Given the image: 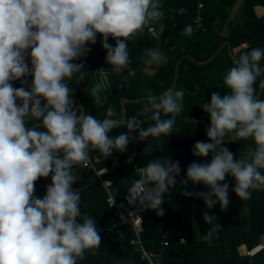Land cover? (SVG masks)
<instances>
[{"label":"clouds","instance_id":"1","mask_svg":"<svg viewBox=\"0 0 264 264\" xmlns=\"http://www.w3.org/2000/svg\"><path fill=\"white\" fill-rule=\"evenodd\" d=\"M163 16L161 0H0V264H79L86 253H97L101 229L81 211L73 169L84 166L92 152L112 156L114 151L127 152L134 141L172 135L185 92H150L137 115L123 118L108 106L104 118L97 119L77 107L70 82L87 73L77 61L91 52L98 35L111 72L127 73L122 76L127 82L136 74L130 67V41L145 32L157 37L155 25ZM191 31L186 26L183 34L190 36ZM163 59L158 48L144 49L146 64ZM262 60V47L241 52L223 76L227 93L213 92L210 102L201 104L210 116L208 141H197L191 152L194 157L211 155L210 161L193 160L181 177L178 160L157 157L129 187L128 202L162 217L164 196L178 183L202 184L204 191L182 194L202 199L207 209L217 204L227 209L230 189L241 200L264 191ZM102 69L89 90L101 107L107 86ZM16 81L21 87H14ZM145 114L152 121L147 127L139 118ZM120 127L127 131L113 137ZM240 141L252 146L237 158L226 145ZM50 174L45 195L36 196V182ZM227 177L234 178V186ZM203 219L211 225L204 235L211 244L221 226L207 211Z\"/></svg>","mask_w":264,"mask_h":264},{"label":"trees","instance_id":"2","mask_svg":"<svg viewBox=\"0 0 264 264\" xmlns=\"http://www.w3.org/2000/svg\"><path fill=\"white\" fill-rule=\"evenodd\" d=\"M233 1L235 0H222L223 4L217 5L211 0H202L203 28L191 31L189 36L183 34L182 26L191 23L199 3L195 0H161L164 16L155 25L158 36L154 37L145 32L142 36L130 41V67L135 70L136 74L127 82L122 79V76L127 73L117 75L111 72V67L106 63V51L102 47V38L99 35L97 43L90 45L92 50L86 59L77 62L84 63V70L87 71L85 78L92 75V70L100 67L108 68L109 95L110 99L116 102L117 107L120 97L133 100L146 96L150 92L159 95L169 88L173 80L175 62L183 54H190L196 61H203L211 56L225 39L231 42L234 58L251 48H264V13L258 16L254 9L256 5L264 6V0H244L241 23L237 26H230L229 35H221L222 25L228 20V14L224 10L230 7ZM161 26H163L162 33L160 32ZM109 43L115 46L114 39L109 38ZM147 43L161 47L165 59L160 72L144 81L139 72L146 64L143 60V53ZM232 61L227 45H224L213 59L203 65H198L189 58L181 60L178 68V81L174 88L183 89L185 92L183 113L177 117L173 134L169 137L156 139L149 137L147 141H140V143L145 142L149 150L144 151L146 147L142 149L140 146H134L133 143H137L134 141L130 143L132 148L128 146L127 152L114 151L112 156L107 157L99 152L90 153L92 161L98 168H110L112 162L118 157L117 164L110 172L111 186L117 198L123 199L130 206L135 204L126 199L129 187L139 179L135 167H145L157 157H171L173 161L178 160L182 170L181 177L186 175L187 167L193 160L210 161L211 155L206 158L194 157L191 149L197 141H208L205 129L210 125V116L203 111L201 104L210 102L213 92H219L222 96L227 93L228 90L222 87L223 76L233 66ZM261 64L264 65V60ZM31 79L29 77V80ZM206 80L208 83L205 82ZM77 84V77H74L70 82V87L74 89L73 98L76 104L81 101L79 99L81 93H79ZM196 87L198 90L195 92ZM143 101L126 103V118L141 112L139 109L140 105H144ZM149 116L150 114H145L139 117L145 121V127L152 123ZM187 117L198 123L191 124ZM97 119L103 118L98 116ZM125 131H127L126 127H120L112 134L118 135ZM249 146H252L251 141L226 145L237 158ZM228 178H226L227 182ZM38 182L39 180L35 185L36 196L39 193ZM229 184L234 186V184ZM204 190L202 184L189 183L185 186L178 183L164 196V216H157L154 211L147 208L140 211L144 247L151 251L160 250V253L155 254L153 259L160 264H264V245L252 255L238 250L242 245L247 251L252 250L260 243V238L264 234V191L253 192L251 199L241 200L230 189V205L225 210H222L219 204L213 209H207L202 199L182 194ZM81 197V211L90 216L98 218L100 216V221L95 219L97 225L101 231L105 230L107 233L110 248L106 253L109 257H105V260L109 261L110 257L114 260L118 257L129 256L134 264H147L146 260H141L130 247L129 239L133 234L129 229L124 228L125 235L121 237V241L118 239L120 237L116 232L119 230L112 227L114 214L107 204V194L101 182L95 180L88 188L81 191ZM201 209L206 210L209 215H215L216 222L221 226L211 244L204 238L197 239L193 236L191 219L197 216ZM104 214L105 220L101 218ZM164 242L167 244L164 245ZM103 260V256L101 258L97 256L95 262L110 264ZM101 261L103 263H100Z\"/></svg>","mask_w":264,"mask_h":264},{"label":"crops","instance_id":"3","mask_svg":"<svg viewBox=\"0 0 264 264\" xmlns=\"http://www.w3.org/2000/svg\"><path fill=\"white\" fill-rule=\"evenodd\" d=\"M212 2H214L217 5H222L223 2L222 0H212ZM260 8L262 7V9L264 10V6L262 5H256V8ZM150 47H154L153 43H147L145 45V48H150ZM163 55H165L164 53H162ZM88 56V54L84 57L81 58V60L86 59V57ZM165 58V56H164ZM164 61V60H163ZM103 68V69H102ZM155 68V64H145L143 66V68L140 70L139 74L142 80H146L148 79V75L150 74V72ZM99 69H102L105 73V80L107 82V86L104 90V92L102 93V95L104 97H106V100L104 101L103 107L101 106H97L94 104L92 97L90 96V89L94 86V84L97 82V78H98V73H99ZM92 75L89 78H85L83 76V78H77V86H79V93H81V95L79 94V99L81 100L80 102H78L76 105L81 106L82 109H79L84 111L86 114H92L95 115L96 118L99 116L101 118H104L107 107L108 106H113L116 109L117 115L121 116L122 112H121V101L123 97L119 98V102H118V107L116 106V102L112 99H110V91H109V81H108V74H109V70L108 68L105 67H100L96 70H92ZM80 83V85H79ZM82 84V85H81ZM14 87H21V84L19 81L14 82ZM126 98V97H125ZM139 102V101H136ZM126 103H129L127 101H124V105L126 108ZM144 105H140V111H142ZM126 114H127V108H126ZM31 123V122H30ZM113 136H116V134H112ZM129 146L132 148V145L129 144ZM129 147V148H130ZM118 162V157L112 162V165L110 168L107 167H101L98 168L96 166V164L93 162L94 166L96 167V169L98 171H100L99 174L95 173L92 169L89 168H81L80 166L75 167L73 169V172L76 175L77 181L76 183L73 185L74 188L80 189L81 191H84L86 188L89 187V185H91L95 180H98L101 182L102 186H103V181H110L111 185H112V178H111V170L113 169V167L117 164ZM38 186L37 189L39 191V193L37 194L38 197H43L45 195L46 192V186L48 184L51 183V174L48 178H41L38 182ZM112 188V186H111ZM113 191V188H112ZM204 212H206V210H199V213L197 216H194L191 219V228L193 231V236L197 239H202L204 238V235L207 233V231L209 230V224H207L204 219H203V215ZM94 217L96 220L100 221V216L99 218L96 216H92ZM101 218H103L104 220L106 219L105 214L101 216ZM126 231L125 230H119L116 232V234L118 235V239H120L121 241V237H123L125 235ZM100 235L102 237V241H101V245L97 251V253L95 255H92L90 252L86 253L85 258L82 261H79V264H97L95 262L96 257H104L103 261L109 262L110 264H134L133 259L130 260L129 256H123V257H118L115 258L114 260H112V258L110 257L109 261L105 260V257H109L107 256L106 253L109 252V243L107 242V233L106 231H100ZM264 245V234H262L261 238H260V243L254 248V250L252 252L249 253V255L254 254L255 251L261 249ZM238 250H240V252H247V249L245 246H240L238 248ZM111 251V250H110ZM160 253V252H159ZM158 255V254H157ZM131 258V257H130ZM103 261H101L100 263H103ZM125 261V263H124ZM130 261V262H129ZM106 264V263H104Z\"/></svg>","mask_w":264,"mask_h":264},{"label":"built area","instance_id":"4","mask_svg":"<svg viewBox=\"0 0 264 264\" xmlns=\"http://www.w3.org/2000/svg\"><path fill=\"white\" fill-rule=\"evenodd\" d=\"M195 1L199 3L195 11V16L193 17L191 23L182 26L183 29H185L186 26H190L192 31L203 28V16L201 14L202 0ZM80 167L92 169L97 174L100 173V171H98L94 166L90 155L86 164ZM143 168L144 167H135V171L138 174V177L140 170ZM102 183L107 194V204L110 208H112L114 214L112 227L116 228L117 230H123L124 228L129 229L133 234V236L129 239V245L139 256V258L141 260H146L147 264H160L158 261H155L153 259L155 254H153L151 250H147L144 247L143 243L144 236L140 211L146 207H143V205H139L138 203H135L132 206L128 205L123 199H119L115 196L114 192L112 191L110 181H103ZM166 244L167 242H164V245ZM246 253L249 254L250 251H247Z\"/></svg>","mask_w":264,"mask_h":264},{"label":"water","instance_id":"5","mask_svg":"<svg viewBox=\"0 0 264 264\" xmlns=\"http://www.w3.org/2000/svg\"><path fill=\"white\" fill-rule=\"evenodd\" d=\"M224 45H227L228 54L231 57V59L233 60L234 56H233V52H232V48H231V42L228 39H225L224 42L221 45H219V47L216 49V51L211 56H209L208 58H206L203 61H196L190 54L181 55L175 62L173 80H172V82H171V84H170L168 89L174 88L176 83H177V81H178V68H179V64H180L182 59L189 58L191 61L197 63L198 65H203V64H206L207 62H209L211 59H213L220 52V50L224 47ZM205 82L208 83L207 80ZM197 90H198V88L196 87V91ZM144 97L145 96H142V97H139V98H136V99H133V100L123 97L122 101H121V112H122L121 117L126 118V108H125V105H124V101H127V102L141 101V100H144ZM78 107L80 109H82L81 106H78ZM113 137H115V136H113ZM133 144H134V146H140L142 149L147 147V144L145 142L140 143V141H137V143L134 142ZM136 144H138V145H136ZM228 182L231 183V184H234V178L233 177H229L228 178ZM152 252H153V254H159L160 250L159 249H154V250H152Z\"/></svg>","mask_w":264,"mask_h":264},{"label":"rangeland","instance_id":"6","mask_svg":"<svg viewBox=\"0 0 264 264\" xmlns=\"http://www.w3.org/2000/svg\"><path fill=\"white\" fill-rule=\"evenodd\" d=\"M212 1V0H211ZM243 1L244 0H235L233 1V3L231 4L230 7H227L226 10H224L225 12H227L228 14V20L225 23H223L222 25V28H221V35L222 36H226V35H229L230 31H229V27H233V26H237L239 23H241L242 19H241V14H242V4H243ZM254 9H255V6H254ZM255 13L258 15V16H261L263 13H264V10L262 9V7H258L255 9ZM224 42V40H223ZM221 42L220 45L223 43ZM155 48H158L160 50L161 53H163L162 51V48L154 45ZM219 47V46H218ZM217 47V48H218ZM153 48V47H152ZM216 51V50H215ZM214 51V52H215ZM213 52V53H214ZM165 56V55H163ZM165 59V58H164ZM163 59V60H164ZM163 60H161L158 64H155V68L150 72V74L148 75V79H151L153 77V75L155 73H159L160 72V69L162 67V65L164 64ZM146 79V81L148 80ZM160 89V88H158ZM196 91V90H195ZM195 93V92H193ZM254 250V248L252 250H249L250 252H252ZM258 251V250H257ZM256 252V251H255ZM254 252V253H255ZM130 260H132V258L129 257ZM130 262V261H129ZM125 263V261H124Z\"/></svg>","mask_w":264,"mask_h":264}]
</instances>
